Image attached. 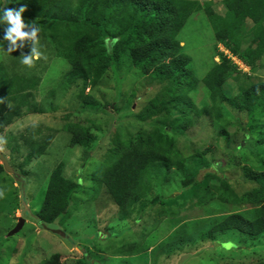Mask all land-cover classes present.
I'll return each mask as SVG.
<instances>
[{"label":"rangeland","instance_id":"374dc122","mask_svg":"<svg viewBox=\"0 0 264 264\" xmlns=\"http://www.w3.org/2000/svg\"><path fill=\"white\" fill-rule=\"evenodd\" d=\"M221 7L225 9L215 0L212 9L204 7L194 13L177 36L182 52L190 58L187 74L199 82L188 97L196 109L207 110V115L197 117L190 110L186 118L191 124L183 134L174 135L185 171H170L167 177L155 180L151 195L137 203L128 217L119 214L96 179L109 151L124 142L134 144L144 139L165 116V109L171 108L174 117L179 116L170 102L182 92L171 93L169 83L148 77L145 66L152 47L128 43L123 48L126 55L109 66L99 84L84 90L86 105L79 98L81 82L65 91L60 88L69 65L53 45L38 37V48L46 59L36 61L34 67L19 59V73L39 77L40 82L33 91V113L25 111L0 132L5 141L0 144V155L13 170L0 172V264L264 261V234L250 239L230 231L215 240L201 238L213 218L252 208V202L244 198L257 190L245 173L263 172L264 168V146L260 144L264 112L260 107L250 113L238 112L224 103L219 105L221 117L217 119L209 92L201 83L219 62L215 56L219 51L241 72L228 81L226 95L235 96L252 81L264 80V57L250 70L217 44L207 17L213 9L220 12ZM4 24L0 23V32ZM27 44L31 51V44ZM6 57L7 51L0 49V61ZM182 104L181 100L175 106ZM73 125L92 134L94 142L89 147H70L68 129ZM24 139L49 142L45 153L29 165L23 164L28 152ZM59 164L62 177L78 187L70 195L46 197L49 177ZM226 184L239 204L219 199L218 192ZM19 219L24 220L23 227L9 235ZM229 242L235 247L226 249Z\"/></svg>","mask_w":264,"mask_h":264},{"label":"trees","instance_id":"16d2710c","mask_svg":"<svg viewBox=\"0 0 264 264\" xmlns=\"http://www.w3.org/2000/svg\"><path fill=\"white\" fill-rule=\"evenodd\" d=\"M222 3L224 15L212 11L207 17L216 42L253 70L264 57V0H223ZM21 6L26 8L22 14L24 22L33 21L41 30L38 37L53 45L54 51L69 65L60 88L65 91L81 82L79 98L83 105L89 104L84 90L99 84L109 66L118 61L120 55H126L123 48L130 42L140 48L152 47L145 66L148 77L169 83L171 93L182 92L170 102L179 116L174 117L171 108L165 109V116L149 135L134 144L124 142L109 151L102 163L97 184L105 188L122 217L130 216L134 206L151 195L155 180L167 177L170 171H185L174 135L183 134L191 124L186 118L189 111H194L196 117L207 115L206 109H196L188 97L199 82L187 74L190 58L182 52L177 36L191 15L205 10L204 7L211 8V3L200 5L197 0H4L0 1V16L4 8L18 10ZM6 27L4 24L0 32V49L5 52L8 48V42L3 39ZM27 46L26 41L23 49L7 51L5 61H0V132L25 111L33 113V91L40 78L18 71L21 52L30 54ZM218 53L215 56L219 62L214 63L201 80L209 92L216 118L221 117L219 105L224 103L238 112L250 113L259 107L264 112V80L252 81L235 96L226 95L228 81L241 72L223 52ZM181 100V107H176ZM165 129L167 133L163 132ZM68 130L70 147L87 148L94 142V137L84 127L73 125ZM48 144V141L36 143L24 139L28 152L23 164L29 165L43 155ZM260 144L264 146V129ZM61 168L59 164L52 171L46 197L70 195L77 189L78 184L62 177ZM3 169L0 165V172ZM262 171L245 173L254 183L253 190H257L244 198L245 202H252V208L213 218L201 234L202 239L215 240L217 235L230 231L250 239L264 234V168ZM218 195L222 202L228 198L239 204L240 200L227 184ZM251 264H264V261Z\"/></svg>","mask_w":264,"mask_h":264},{"label":"clouds","instance_id":"9594fccd","mask_svg":"<svg viewBox=\"0 0 264 264\" xmlns=\"http://www.w3.org/2000/svg\"><path fill=\"white\" fill-rule=\"evenodd\" d=\"M25 10L26 8L24 6H21L18 10L10 8L2 9L3 15L0 16V23L7 25L3 39L8 42L7 51L9 53L17 49H23L26 41L31 44L30 54H23L21 52V63L28 67H34L36 61L42 58L46 59V56L38 48V33L41 30L33 21L27 24L24 22L22 14ZM4 142L0 138V144ZM2 195L3 193L0 192V196ZM224 247L230 249L231 247H235V245L229 242Z\"/></svg>","mask_w":264,"mask_h":264},{"label":"water","instance_id":"95a60500","mask_svg":"<svg viewBox=\"0 0 264 264\" xmlns=\"http://www.w3.org/2000/svg\"><path fill=\"white\" fill-rule=\"evenodd\" d=\"M0 161H1L2 166H3V168H4V170H5L6 172H10V173L13 172L12 168L8 165L7 161H6V160L3 158V156H1V155H0ZM23 225H24V220H23V219H19L18 224H17V225L15 226V228L9 233V235H14V234L18 233V232L21 230V228L23 227Z\"/></svg>","mask_w":264,"mask_h":264},{"label":"crops","instance_id":"0c3cea01","mask_svg":"<svg viewBox=\"0 0 264 264\" xmlns=\"http://www.w3.org/2000/svg\"><path fill=\"white\" fill-rule=\"evenodd\" d=\"M198 2H199V4L200 5H203V4H205V3H211V6H213V3H214V1L215 0H197ZM222 1L223 0H220V3H222ZM213 11L215 12V10L213 9ZM200 12V11H199ZM215 13H217V14H219V15H224V13H225V9L223 10V8L221 7V11L220 12H215ZM188 22V21H187ZM186 22V23H187ZM186 25V24H185Z\"/></svg>","mask_w":264,"mask_h":264},{"label":"bare ground","instance_id":"6f19581e","mask_svg":"<svg viewBox=\"0 0 264 264\" xmlns=\"http://www.w3.org/2000/svg\"><path fill=\"white\" fill-rule=\"evenodd\" d=\"M236 66V65H235ZM238 68V67H237Z\"/></svg>","mask_w":264,"mask_h":264},{"label":"built area","instance_id":"2783aa9c","mask_svg":"<svg viewBox=\"0 0 264 264\" xmlns=\"http://www.w3.org/2000/svg\"><path fill=\"white\" fill-rule=\"evenodd\" d=\"M232 59H234V58H232Z\"/></svg>","mask_w":264,"mask_h":264}]
</instances>
